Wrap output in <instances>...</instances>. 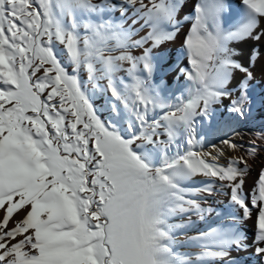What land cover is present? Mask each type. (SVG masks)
Wrapping results in <instances>:
<instances>
[{
    "label": "snow or ice",
    "instance_id": "snow-or-ice-1",
    "mask_svg": "<svg viewBox=\"0 0 264 264\" xmlns=\"http://www.w3.org/2000/svg\"><path fill=\"white\" fill-rule=\"evenodd\" d=\"M189 5L0 0V264H264V0Z\"/></svg>",
    "mask_w": 264,
    "mask_h": 264
},
{
    "label": "bare ground",
    "instance_id": "bare-ground-1",
    "mask_svg": "<svg viewBox=\"0 0 264 264\" xmlns=\"http://www.w3.org/2000/svg\"><path fill=\"white\" fill-rule=\"evenodd\" d=\"M195 0H190V5L189 7L191 6V3H194ZM190 25H186L185 27V31L187 29V27H189ZM183 39V36L181 35L175 42L173 43H170V44H167L165 45L164 47L169 50L172 54V59L175 60L176 59V50L178 49L181 41ZM238 47V50L241 52L242 54V58H246L247 57V54H248V51H249V48H250V44L249 43H244V44H240L237 46ZM187 66V58H181L180 59V67H186ZM257 75L259 77V68L257 69ZM168 81L171 83L172 81H174V92L175 93H178V89H179V86L182 85L184 83V80L183 78L181 77L180 81H179V84L175 81V76L174 75H169V77L167 78ZM241 131V135L244 136L245 138V141L251 136V132L248 131L247 128H243L240 130ZM237 140L240 139V137H236ZM212 143H216L219 147H223L222 145H219V141L216 140V139H211L209 143L205 144L204 146V150L205 151H211L212 148H211V144ZM226 154H229L228 153V150L226 149ZM238 155L239 154H242V153H237ZM224 159H222L220 161V163H224ZM264 166V152H261L260 155L255 159L254 162H252V169H251V172L249 174V176L247 177V180H246V185H245V188L248 189L252 186V183H253V180L256 178L257 176V173L258 171L260 170V168ZM208 203L212 204L214 207H225L226 204H227V198L223 195V194H217V195H214L213 197H209L208 199ZM245 227L248 229V235L249 237H251L252 235V222H248Z\"/></svg>",
    "mask_w": 264,
    "mask_h": 264
},
{
    "label": "rangeland",
    "instance_id": "rangeland-1",
    "mask_svg": "<svg viewBox=\"0 0 264 264\" xmlns=\"http://www.w3.org/2000/svg\"><path fill=\"white\" fill-rule=\"evenodd\" d=\"M173 83H174V81H172L171 83H170V82L168 83V89H169L171 92H174V88H173V87H174V84H173ZM177 94H178V93H177ZM218 208H219V209H224L225 207H221V206H219ZM200 227L203 228V227H206V225H204V224H200Z\"/></svg>",
    "mask_w": 264,
    "mask_h": 264
}]
</instances>
